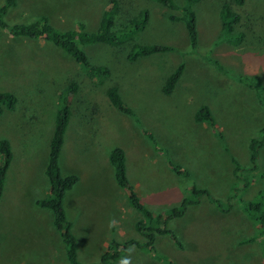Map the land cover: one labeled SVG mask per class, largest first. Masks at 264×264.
Wrapping results in <instances>:
<instances>
[{"label": "rangeland", "instance_id": "rangeland-1", "mask_svg": "<svg viewBox=\"0 0 264 264\" xmlns=\"http://www.w3.org/2000/svg\"><path fill=\"white\" fill-rule=\"evenodd\" d=\"M26 1L9 11L7 24L31 25L47 18L61 31L85 25L86 31L96 32L111 0ZM130 1L121 6L117 26L147 9L149 24L133 43L171 46L175 51L129 64L121 58L123 53L116 55L108 46L84 48L94 61L110 68L111 79L122 85L121 96L137 119L108 104L110 82L82 87L75 104L77 117L70 122L60 160L65 176L80 178L65 200L79 260L99 262L111 241L141 240L135 225L143 216L118 186L109 162L110 152L121 148L130 182L155 214L192 198V187L209 193L200 196L201 203L184 218L170 222L183 246L161 236L156 246L161 255L177 264H264V242L251 243L257 232L245 207L257 203L264 191V148L258 172L252 171L250 151L251 140L259 138L264 128V106L256 91L235 78H258L264 84V0H248L246 9L254 18L256 34L241 46L230 45L221 36L220 0L197 5V49L191 46L184 24L168 20L167 8L150 0ZM4 2L0 0V6ZM208 59L220 62L229 74ZM180 64L185 72L174 93L166 96L165 82ZM75 72L83 74L71 57L52 44L0 30V92L14 93L20 103L14 112L0 117V141L8 140L14 155L0 202V264H68L52 212L38 208L36 202L49 195L45 170L58 97L69 74ZM203 106L213 112L214 129L195 122ZM172 162L189 175L176 173L169 165ZM236 167L241 169L237 177ZM113 264L165 263L133 248Z\"/></svg>", "mask_w": 264, "mask_h": 264}, {"label": "trees", "instance_id": "trees-1", "mask_svg": "<svg viewBox=\"0 0 264 264\" xmlns=\"http://www.w3.org/2000/svg\"><path fill=\"white\" fill-rule=\"evenodd\" d=\"M160 3L171 12L168 20L175 23H183L187 31V35L191 46L194 49L199 45L198 33V15L195 11L197 5L205 0H150ZM130 0H111L109 7L104 11L101 24L96 32L86 31L85 25H79L76 30L61 31L49 23L47 18L31 25H9L5 21L9 11L16 7L17 0H5L0 6V30L8 33L12 37L27 38L31 40H44L56 48L63 51L73 59L81 72L69 74L67 85L59 94L58 110L54 119V129L50 138L49 154L45 170V175L49 182V195L46 198L36 202L38 208L51 211L53 214V225L61 237L62 243L66 249V257L68 264H113L119 261L122 256L133 248H138L151 253L156 259L165 264H177L167 256H163L158 252L157 240L164 236L170 238L177 246L182 247V242L176 234L170 229L169 224L175 219L184 217L192 207H196L201 203L200 196H209L207 190H198L192 187V198H185L180 206L171 209L169 212L155 214L141 201L135 187L129 180L127 172L126 153L121 148L113 149L109 154V162L114 168L115 179L120 188L126 190L131 205L143 216L139 220L135 229L140 234L141 240L132 239L126 242L111 241L106 252L101 256L99 262L83 263L79 260L78 240L74 234V224L69 220L65 208V200L68 192L73 190L79 183L80 178L77 175L65 176L61 168V154L65 144L66 134L70 122L77 117L75 104H79L82 87L89 86L91 82L98 81L99 85L110 82V86L106 90V98L108 104L121 114L136 118V113L130 108L121 96L118 86L119 81L114 82L111 79V70L104 62H96L93 57H89L84 48L92 45H105L114 51V54L123 53L121 58L129 64L137 63L141 58H147L157 54L174 52V48L164 45H138L134 44L135 37L138 33L144 31L150 21V11L145 9L136 16L130 17L127 22L118 27L117 15L121 11V6L129 5ZM248 0H220L221 3V22L222 34L224 41L230 45L241 46L247 43L249 35L256 34L252 21L253 16L246 9ZM129 10V9H128ZM116 26L118 29H116ZM256 42V41H255ZM212 65L220 71L229 74L227 70L217 60L208 59ZM96 63H94V62ZM105 64V65H101ZM120 65L122 63L120 62ZM185 72V65L180 64L178 68L170 74L163 87V93L170 96L174 93ZM238 82L245 84L249 88L256 91L260 99V104L264 106V84L258 78H248L243 76L235 77ZM96 84V83H95ZM61 89V88H60ZM123 89V88H122ZM74 97V101H71ZM19 98L11 92H0V117L7 111L14 112L19 105ZM196 123H207L211 128L217 125L216 119L209 106L201 107L194 116ZM138 121V120H137ZM145 134L154 140L150 132ZM219 137L223 140V135ZM264 148V128L260 131V137L251 140L250 151L252 161V171L258 172V161L260 150ZM0 155L2 162L0 164V202L4 196L7 182V175L13 162L12 145L8 140L0 141ZM171 162V161H170ZM179 175H189L188 171L181 169L173 162L169 164ZM241 169L236 167L235 176ZM257 174L256 176H259ZM249 182L244 188H248ZM219 206V202L217 201ZM246 212L252 221L253 227L257 235L251 240L257 242L262 239L264 242V191L259 193L257 203H246ZM222 212H225L222 210Z\"/></svg>", "mask_w": 264, "mask_h": 264}, {"label": "crops", "instance_id": "crops-1", "mask_svg": "<svg viewBox=\"0 0 264 264\" xmlns=\"http://www.w3.org/2000/svg\"><path fill=\"white\" fill-rule=\"evenodd\" d=\"M25 3H28V1H26V0H17V5H16V7H18L19 5L20 6H23V4H25ZM33 4V6L35 5V6H37L38 4L37 3H35V2H33L32 3ZM42 6H47V5H42ZM42 10H44V11H47L46 9H42ZM41 10V11H42ZM127 172H128V167H127ZM142 193H144V194H147V191L144 189V188H142ZM142 200V199H141ZM185 217V216H184ZM184 217H182V218H184Z\"/></svg>", "mask_w": 264, "mask_h": 264}]
</instances>
